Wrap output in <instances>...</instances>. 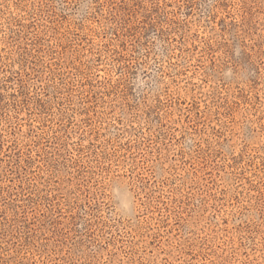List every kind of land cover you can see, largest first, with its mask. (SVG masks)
Here are the masks:
<instances>
[{
  "label": "rangeland",
  "instance_id": "374dc122",
  "mask_svg": "<svg viewBox=\"0 0 264 264\" xmlns=\"http://www.w3.org/2000/svg\"><path fill=\"white\" fill-rule=\"evenodd\" d=\"M0 264H264V0H0Z\"/></svg>",
  "mask_w": 264,
  "mask_h": 264
},
{
  "label": "clouds",
  "instance_id": "9594fccd",
  "mask_svg": "<svg viewBox=\"0 0 264 264\" xmlns=\"http://www.w3.org/2000/svg\"><path fill=\"white\" fill-rule=\"evenodd\" d=\"M118 207L122 213L127 214L131 211L132 203L127 198H123L120 200Z\"/></svg>",
  "mask_w": 264,
  "mask_h": 264
}]
</instances>
